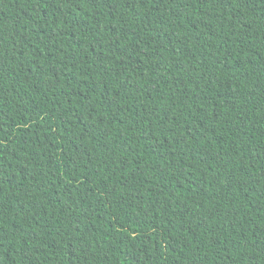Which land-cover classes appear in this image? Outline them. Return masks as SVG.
Wrapping results in <instances>:
<instances>
[{"label":"trees","instance_id":"obj_1","mask_svg":"<svg viewBox=\"0 0 264 264\" xmlns=\"http://www.w3.org/2000/svg\"><path fill=\"white\" fill-rule=\"evenodd\" d=\"M0 264H264V0H0Z\"/></svg>","mask_w":264,"mask_h":264}]
</instances>
